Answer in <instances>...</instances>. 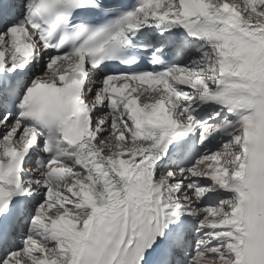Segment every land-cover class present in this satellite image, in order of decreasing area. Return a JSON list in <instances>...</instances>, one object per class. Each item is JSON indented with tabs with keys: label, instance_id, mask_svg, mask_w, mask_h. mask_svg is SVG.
<instances>
[{
	"label": "snow or ice",
	"instance_id": "obj_1",
	"mask_svg": "<svg viewBox=\"0 0 264 264\" xmlns=\"http://www.w3.org/2000/svg\"><path fill=\"white\" fill-rule=\"evenodd\" d=\"M0 264H264V0H0Z\"/></svg>",
	"mask_w": 264,
	"mask_h": 264
}]
</instances>
